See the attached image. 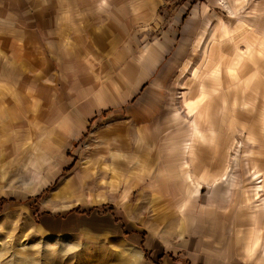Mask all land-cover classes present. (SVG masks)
Wrapping results in <instances>:
<instances>
[{
	"label": "rangeland",
	"instance_id": "obj_1",
	"mask_svg": "<svg viewBox=\"0 0 264 264\" xmlns=\"http://www.w3.org/2000/svg\"><path fill=\"white\" fill-rule=\"evenodd\" d=\"M235 3L230 8L228 0H217L209 10L212 24H203L201 13L192 21L193 31L203 26L191 48L170 50L169 62L144 67L143 90L128 84L133 98L92 121L72 151L70 168L54 159L32 164L28 177L21 170L0 182V197L7 199L0 209V264H151L127 236L144 235V227L156 224L179 225L183 214L173 205L181 197V208L195 203L192 191L176 195L179 187L195 183L184 179L194 170L195 147L217 139L226 142V157L220 167L213 165L218 178L203 186L212 188V205L228 190L223 202L232 206L222 219L235 232L242 213L233 205L264 198L257 194L264 189L262 176L250 160L264 141V30L257 34L250 18L253 12L264 23V0ZM180 13L168 12L161 33L144 37V60L153 41L176 38L190 21ZM213 55L222 59L216 67L209 65ZM214 69L224 84L216 82ZM205 102L211 104L201 116L207 122H198L195 110ZM126 144L128 150L120 147ZM154 158L158 165L150 164ZM156 171L163 174L159 180ZM125 223L132 224L122 237L116 230Z\"/></svg>",
	"mask_w": 264,
	"mask_h": 264
},
{
	"label": "crops",
	"instance_id": "obj_2",
	"mask_svg": "<svg viewBox=\"0 0 264 264\" xmlns=\"http://www.w3.org/2000/svg\"><path fill=\"white\" fill-rule=\"evenodd\" d=\"M228 1L230 8L237 5ZM216 3L180 0L186 13L180 16L190 21L180 26L176 38L153 41L144 60V37L158 36L166 14L176 12L163 0H0V182L21 170L28 177L32 164L46 165L54 159L70 168L72 151L92 121L133 98L134 88L128 84L137 83V91L143 90L144 67L169 62L165 53L170 50L191 48L203 24H212L209 10ZM199 13L204 22L193 31ZM252 14L254 30L261 35V16ZM208 59L213 67L222 60L215 55ZM214 70L216 82L224 84ZM194 118L207 122L206 117ZM259 144L250 160L264 185V141ZM123 145L128 150L130 144ZM226 147L222 139L196 145L194 170L188 167L190 177L184 176L195 183L179 187L176 194L192 191L195 203L181 208L179 197L173 205L183 214L179 225L156 224L144 227V235L129 237L122 230L132 223H125L116 234L139 243L151 264H264V198L261 203L233 205V211L242 213L235 232L222 219L232 206L223 202L230 196L228 190L220 203L207 202L212 188L204 187L209 186L205 181L218 178L213 165L223 164ZM150 164L158 165L159 160ZM162 175L156 171L153 177L159 180ZM261 191L258 196L264 195Z\"/></svg>",
	"mask_w": 264,
	"mask_h": 264
},
{
	"label": "built area",
	"instance_id": "obj_3",
	"mask_svg": "<svg viewBox=\"0 0 264 264\" xmlns=\"http://www.w3.org/2000/svg\"><path fill=\"white\" fill-rule=\"evenodd\" d=\"M180 0H163V5L170 7L171 9L185 13V10L179 5Z\"/></svg>",
	"mask_w": 264,
	"mask_h": 264
},
{
	"label": "bare ground",
	"instance_id": "obj_4",
	"mask_svg": "<svg viewBox=\"0 0 264 264\" xmlns=\"http://www.w3.org/2000/svg\"><path fill=\"white\" fill-rule=\"evenodd\" d=\"M215 73V72H214ZM221 76V75H220ZM224 87V86H223ZM209 107H211V104L210 103H204V105H202V106H198L197 108H196V115L199 117H201L202 116V114H205L206 113V109L208 110L209 109Z\"/></svg>",
	"mask_w": 264,
	"mask_h": 264
},
{
	"label": "trees",
	"instance_id": "obj_5",
	"mask_svg": "<svg viewBox=\"0 0 264 264\" xmlns=\"http://www.w3.org/2000/svg\"><path fill=\"white\" fill-rule=\"evenodd\" d=\"M104 113V112H103ZM33 199L36 201L37 199H38V195L37 196H35V197H33ZM7 201V199L6 198H4V197H0V209L2 208V206H3V204L5 203ZM74 212H78V208L76 207V208H74V209H72Z\"/></svg>",
	"mask_w": 264,
	"mask_h": 264
}]
</instances>
